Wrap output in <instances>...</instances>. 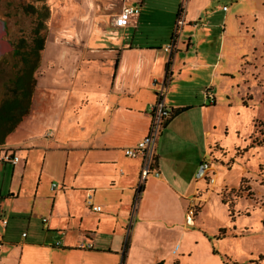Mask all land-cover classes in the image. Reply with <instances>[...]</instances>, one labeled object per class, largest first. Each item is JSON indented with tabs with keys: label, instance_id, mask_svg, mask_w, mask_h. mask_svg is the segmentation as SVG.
I'll return each instance as SVG.
<instances>
[{
	"label": "crops",
	"instance_id": "crops-1",
	"mask_svg": "<svg viewBox=\"0 0 264 264\" xmlns=\"http://www.w3.org/2000/svg\"><path fill=\"white\" fill-rule=\"evenodd\" d=\"M46 1L50 21L60 23L45 40L47 52L37 67L44 75L36 78L29 112L3 145L17 149L8 150L18 156L15 164L24 157L25 165L29 151H37L40 165L29 210H35L40 199L41 180L55 176L57 185H49L44 197L41 211L46 217H39L44 230L21 232L18 239L6 233L7 221L3 225L2 220L6 203L16 211L27 209L16 202L22 174L27 173L24 165L16 193L9 189L0 195V264H163L164 253L171 257L183 247L186 210L200 200L191 182L199 181L194 172L201 160L187 169V152L175 149V142L191 141L196 130L201 155L210 153L213 144L219 148L212 110L216 97L232 88L245 55L225 27L236 19V11L213 17L219 8L215 0ZM132 4L139 8L136 16L124 27L114 26L120 8ZM178 18L182 24L172 48L165 50ZM146 27L158 30L156 37H141ZM212 28L220 29L215 47L209 42ZM116 29L127 36H112ZM179 32L184 38H178ZM3 34L5 21L0 17L1 48L6 52L10 44ZM7 81L0 83V98ZM161 85L165 106L185 110L165 122L157 136L158 176L140 180V158L125 156L123 148L145 135L149 106ZM205 87L212 89L213 104L201 98ZM170 129L176 133L162 144ZM52 163L57 164L55 173L49 169ZM89 204L100 210L93 211ZM31 216L38 218L36 213Z\"/></svg>",
	"mask_w": 264,
	"mask_h": 264
},
{
	"label": "rangeland",
	"instance_id": "rangeland-1",
	"mask_svg": "<svg viewBox=\"0 0 264 264\" xmlns=\"http://www.w3.org/2000/svg\"><path fill=\"white\" fill-rule=\"evenodd\" d=\"M235 1L213 2L215 7H219L213 14L215 18H219L222 13L236 11V19H229L225 27L233 32L237 44L239 43L242 53L245 54L241 57L240 67L231 80L232 88L216 97L212 110L215 123L214 139L220 144L219 148L213 144L210 153L201 155V144L196 130L195 138L191 141L183 142V139L179 138L175 142V149L182 148L184 154L187 152V169L191 167V162L196 165L200 160L206 161L211 168L208 176L213 177L214 182L212 185L207 184L205 179L191 182V189L200 191V200L188 207L193 210V223L187 226L188 232L180 250L171 257L161 251L164 253L161 259H165L163 264H264V0H240L237 3ZM28 3L36 4L33 0H0V17L5 21V36L13 46L30 42L35 15L23 12V6ZM115 5L116 7L112 8L114 12L118 9L119 2ZM222 6L228 8V12H223L220 8ZM59 23L55 18L50 21L48 17L46 20L40 59L47 52L45 40L54 33ZM173 29L174 26L169 36ZM211 30L209 42L215 47L216 35L220 29ZM157 31L154 27H146L141 37L154 38ZM114 32V37H125L128 34L122 29H116ZM179 33L178 38H184V35ZM169 36L167 41H170ZM209 45L208 43L207 46ZM20 64L18 56L10 53L1 57V85L14 75ZM42 70L36 68L33 72L35 83L37 77L44 75ZM4 93L5 90L1 89V99L4 98ZM172 126L174 128V125ZM174 133L176 131L170 129L168 134H164L162 144ZM13 138L8 140L10 146L15 144ZM0 150L14 152L17 149L2 144ZM23 151L18 152L22 154ZM36 152L29 151L30 159L26 160L25 165L24 157L21 156L22 160L14 166L9 163L0 164L2 196H5L9 189L16 193L23 165L27 172L22 174L23 189L20 190L16 201L22 207L26 205L27 209L16 211L9 203L3 208L7 221L5 231L8 235L16 237L15 239L19 238L21 232H24L23 235H30L44 230L46 224L41 223L39 218L46 217L41 211L46 202L44 197H47L49 182L57 181L55 176L51 180H41L40 199L34 203L35 210H29L40 165ZM55 165L57 164L52 163L49 167L52 172L56 170ZM35 213L38 218L31 216ZM219 230H222L223 234L218 236Z\"/></svg>",
	"mask_w": 264,
	"mask_h": 264
},
{
	"label": "trees",
	"instance_id": "trees-1",
	"mask_svg": "<svg viewBox=\"0 0 264 264\" xmlns=\"http://www.w3.org/2000/svg\"><path fill=\"white\" fill-rule=\"evenodd\" d=\"M23 6V12L35 15V23L31 29V38L28 44L14 46V56H18L20 67L15 70L12 78L6 84L4 98L0 100V145L19 121L28 114L32 90L35 85L33 72L39 65L40 52L43 49L44 29L46 20L49 17L50 9L46 0H33ZM38 3V4H37ZM22 43L23 40H20ZM183 108L170 109L167 122L177 113L184 111ZM218 236L223 234L218 231Z\"/></svg>",
	"mask_w": 264,
	"mask_h": 264
},
{
	"label": "built area",
	"instance_id": "built-area-1",
	"mask_svg": "<svg viewBox=\"0 0 264 264\" xmlns=\"http://www.w3.org/2000/svg\"><path fill=\"white\" fill-rule=\"evenodd\" d=\"M226 7L222 6V10H225ZM139 8L137 5H124L120 8L117 15L112 19V24L116 27H124L129 21L136 16ZM182 20L177 19L175 29L173 31V40L170 44L165 46V50H170L173 45L176 31L179 26H181ZM155 84V83H154ZM163 91V85L159 86V89L156 92V100L149 106L148 115L149 122L145 135L136 142L134 146L123 148V153L127 157H139L141 160V169L139 179L143 180L147 175H152L154 177L158 176V172L154 167V147L157 136L160 132L161 127L165 124V119L169 115L170 109L165 106L163 99L161 98ZM201 98L207 104H213L214 97L213 92L210 87H205L201 90ZM0 161L9 164H15L18 161V156L11 153L10 151L0 152ZM210 170V165L206 161L200 162L194 172V179H207L208 183H213L211 177H207V173ZM56 183H50V188L53 189L56 187ZM89 207L93 211H99L100 207L97 205L89 204ZM193 210L192 208H187L185 222L187 225L192 224ZM44 221L45 219L42 218ZM6 220H2L4 225ZM23 235V234H22ZM83 245H81L82 247Z\"/></svg>",
	"mask_w": 264,
	"mask_h": 264
},
{
	"label": "flooded vegetation",
	"instance_id": "flooded-vegetation-1",
	"mask_svg": "<svg viewBox=\"0 0 264 264\" xmlns=\"http://www.w3.org/2000/svg\"><path fill=\"white\" fill-rule=\"evenodd\" d=\"M2 38L3 39H6L5 34H3ZM0 39H1V36H0ZM7 41L10 44V50L9 51H6V52L5 51H2L1 42H0V63H1V57L4 56L5 54L10 53V54L14 55V53H13L14 52V46H13L12 42L10 40H7ZM8 82H9V80H8ZM0 100H1V98H0Z\"/></svg>",
	"mask_w": 264,
	"mask_h": 264
},
{
	"label": "water",
	"instance_id": "water-1",
	"mask_svg": "<svg viewBox=\"0 0 264 264\" xmlns=\"http://www.w3.org/2000/svg\"><path fill=\"white\" fill-rule=\"evenodd\" d=\"M1 28L2 29L4 28V23L3 22L1 23ZM2 33H4V31Z\"/></svg>",
	"mask_w": 264,
	"mask_h": 264
}]
</instances>
